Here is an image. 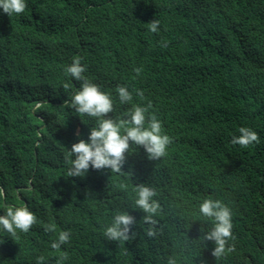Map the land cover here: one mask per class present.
Returning a JSON list of instances; mask_svg holds the SVG:
<instances>
[{
    "label": "trees",
    "instance_id": "16d2710c",
    "mask_svg": "<svg viewBox=\"0 0 264 264\" xmlns=\"http://www.w3.org/2000/svg\"><path fill=\"white\" fill-rule=\"evenodd\" d=\"M26 5L11 16L0 8V215L26 205L38 223L15 239L0 229V264H36L41 255L56 264L62 252L63 264H167L170 256L178 264H264V0ZM75 57L111 94L113 119L151 102L173 139L166 156L149 160L132 145L123 173L90 167L83 177L67 176L71 145L97 125L69 106L81 84L65 74ZM121 85L133 92L131 103L120 104ZM240 127L257 132L260 143L233 145ZM141 183L157 190L162 207L155 217L162 231L151 238L145 213L134 209ZM206 198L233 213L235 250L219 260L214 242L201 239L213 227L199 213ZM117 211L135 217L134 239L104 236ZM48 223L55 233L44 230ZM65 230L70 242L53 249Z\"/></svg>",
    "mask_w": 264,
    "mask_h": 264
},
{
    "label": "clouds",
    "instance_id": "9594fccd",
    "mask_svg": "<svg viewBox=\"0 0 264 264\" xmlns=\"http://www.w3.org/2000/svg\"><path fill=\"white\" fill-rule=\"evenodd\" d=\"M26 0H0V8L9 16L21 14L25 11ZM159 20L149 22V30L153 33L159 30ZM166 47V43L161 44ZM80 57H75L71 65L65 68V74L70 75L75 81H80V88L71 97L70 107L81 116H89L97 119V125L90 129L88 139H79L71 145L66 163L70 165L68 177H83L90 167L95 170L110 169L112 173H123V167L130 153L132 145L143 147L149 160H159L167 155L168 146L173 143L172 137L165 133L162 122L155 113L150 112L151 102L147 105L133 104L125 113L126 118L113 119L109 116L115 111V105L110 93L101 90L100 86L90 81L84 73L86 66L81 63ZM137 75L141 68L135 69ZM69 84L65 83L67 89ZM116 92L121 105L133 101V92L125 85L118 86ZM136 95L144 99L141 90H135ZM240 135L231 140L233 145L248 148L250 145L259 144L260 137L257 132L249 127H240ZM80 135L79 132L76 133ZM74 157V158H72ZM121 187H125L121 185ZM2 191V190H0ZM133 191L136 193L135 208L142 210L144 223L149 225L146 235L155 237L161 229H158L156 216L162 212L160 202L154 197L158 196L155 188L144 183L137 185ZM199 213L202 217L213 222L211 230L201 236L202 241H212L215 244L212 256L216 260L226 257L235 250L232 210L221 200L206 198L199 205ZM136 219L127 211H117L111 224L104 230V236L110 241H129L135 238L132 230ZM38 223L37 216L26 205L9 206L6 213L0 215V229L6 231L12 238L17 237V230L27 233ZM46 232L55 233L57 226L54 223L44 224ZM203 231V230H202ZM3 242V241H0ZM70 242V232L59 231L58 238L51 244L53 249L59 250L62 245ZM68 259V253L62 252L56 260V264H63ZM46 257H37L36 264H45ZM167 264H178L174 256L168 258ZM203 264V262H202Z\"/></svg>",
    "mask_w": 264,
    "mask_h": 264
}]
</instances>
